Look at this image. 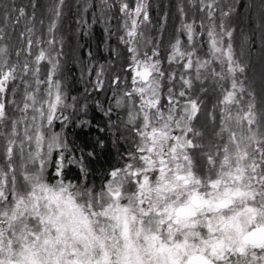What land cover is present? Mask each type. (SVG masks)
I'll return each mask as SVG.
<instances>
[{
  "label": "snow or ice",
  "instance_id": "snow-or-ice-1",
  "mask_svg": "<svg viewBox=\"0 0 264 264\" xmlns=\"http://www.w3.org/2000/svg\"><path fill=\"white\" fill-rule=\"evenodd\" d=\"M118 3L131 86L116 106L135 148L99 188L85 156L72 155L55 130L72 107L57 78L65 0L0 3V41L24 26L15 61L0 45V264H264V94L258 102L246 83L230 22L235 4L177 0L165 69L145 35L147 0ZM208 83L220 94L207 113L211 127H198Z\"/></svg>",
  "mask_w": 264,
  "mask_h": 264
},
{
  "label": "trees",
  "instance_id": "trees-1",
  "mask_svg": "<svg viewBox=\"0 0 264 264\" xmlns=\"http://www.w3.org/2000/svg\"><path fill=\"white\" fill-rule=\"evenodd\" d=\"M49 2L50 0H42L45 6ZM128 2L132 6L134 0ZM227 2L236 6V12L230 18L235 28L234 45L239 59L246 65V83L255 88L259 102L261 94H264L262 0ZM0 3H10V0H0ZM16 3L27 5L29 0H16ZM108 3L112 5L111 8L103 0H65L63 15L56 30L57 39L60 41L56 45L60 53L57 78L66 93V103L72 107L64 112L69 117L65 126L61 127L60 121H56L55 130L60 131L66 138L69 148L73 149L72 155L85 156L84 163L89 169L88 181L97 188L107 182L111 170L121 167L127 161V154L135 148V134L129 131L130 126L126 124V112L116 106V99L123 90L131 86L130 73L127 71L129 53L120 40L124 35L122 14L119 12L118 0H108ZM148 3L152 8L150 23L144 26L145 35L158 47L163 67L168 69L170 66L166 58L181 19L176 9L177 0H148ZM186 11L190 18L192 10L186 8ZM39 19L45 20L46 28L49 17L43 8L38 11L37 20ZM37 28L40 33L44 32L38 22ZM23 30V24L15 32L9 28L7 31L11 35L0 41V45H8L13 61L17 59L16 50L24 47L19 36ZM181 38L186 43V37ZM198 39L203 44L199 52L203 56L207 51L204 43L206 37L201 36ZM153 45H148L149 52ZM23 55L24 53L21 54V59ZM174 67L173 65L172 68ZM44 75L46 70L42 72V78ZM116 76L121 78L119 85L112 83ZM98 79L103 80L100 88L97 87ZM207 87L208 93L201 94L204 107L197 126L208 125L210 128L207 113L213 109L220 93L212 83H208ZM89 152L93 153L91 157L87 156ZM78 174L79 169L75 165L70 166L68 178L76 182L75 177Z\"/></svg>",
  "mask_w": 264,
  "mask_h": 264
},
{
  "label": "rangeland",
  "instance_id": "rangeland-1",
  "mask_svg": "<svg viewBox=\"0 0 264 264\" xmlns=\"http://www.w3.org/2000/svg\"><path fill=\"white\" fill-rule=\"evenodd\" d=\"M147 3H148V0H147ZM151 6H149V3H148V11H149V15H150V12H151Z\"/></svg>",
  "mask_w": 264,
  "mask_h": 264
}]
</instances>
